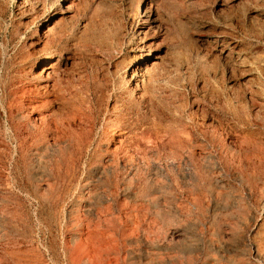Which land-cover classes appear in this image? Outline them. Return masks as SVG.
Wrapping results in <instances>:
<instances>
[{
	"label": "rangeland",
	"instance_id": "obj_1",
	"mask_svg": "<svg viewBox=\"0 0 264 264\" xmlns=\"http://www.w3.org/2000/svg\"><path fill=\"white\" fill-rule=\"evenodd\" d=\"M0 264H264V0H0Z\"/></svg>",
	"mask_w": 264,
	"mask_h": 264
},
{
	"label": "bare ground",
	"instance_id": "obj_2",
	"mask_svg": "<svg viewBox=\"0 0 264 264\" xmlns=\"http://www.w3.org/2000/svg\"><path fill=\"white\" fill-rule=\"evenodd\" d=\"M72 6V5H71ZM69 8V6H67V9ZM72 8V7H71ZM70 9V8H69ZM51 15V14H50ZM155 18V17H154ZM150 19V18H148ZM149 21V20H148ZM56 25H51L48 29V31L46 32V36L49 38H51V41L52 42H55L56 40H61L62 37L61 36H58L56 35ZM45 33V32H44ZM49 38V39H50ZM50 41V42H51ZM62 42V40H61ZM55 44V43H54ZM63 47V46H62ZM62 47H59L58 48V57L56 59V61H51L49 62V57H47V63L38 71V74L36 76L38 82H44L45 84L42 86V87H45V88H56L57 86V80L59 79V74H60V68L59 67V63L61 62V56H62V51H63V48ZM45 48V47H44ZM144 54L140 55L139 57V69L140 71H143L144 72H151L150 68H148V66L146 64H144ZM25 63V62H24ZM62 64V63H61ZM73 65V64H72ZM156 65V63H155ZM151 74V73H150ZM81 75V74H80ZM136 70L133 69L132 70V74L131 76L129 77L128 74L126 73L124 77H126L128 83H130L129 85L133 86V81L136 80L137 81V84L136 86L138 85V80L136 79ZM143 75V74H141ZM76 78V77H75ZM143 78V77H142ZM142 82L144 83V79H141ZM131 88H135L134 87H131ZM92 90V89H91ZM112 94V93H111ZM75 95V94H74ZM31 98V97H30ZM64 98V97H63ZM3 107V106H2ZM262 107V105H261ZM120 109V108H119ZM202 110V109H201ZM160 111V110H159ZM255 113V112H254ZM42 114V113H41ZM204 114V113H203ZM203 117V116H202ZM261 118V117H260ZM35 120L39 121L40 124H45V121L44 123L42 122V119L39 118V117H35ZM50 120V119H49ZM82 120V119H81ZM91 121V120H90ZM257 121V120H256ZM183 123V122H182ZM211 124V123H210ZM86 125V124H85ZM246 125V124H245ZM234 126V125H233ZM149 129V128H148ZM199 132V131H198ZM236 132V131H235ZM181 137V136H180ZM182 139V138H181ZM180 139V140H181ZM237 139V138H236ZM232 141V140H231ZM172 142V141H171ZM232 143V142H231ZM186 144V143H185ZM158 145V144H157ZM178 145V144H177ZM122 146V145H121ZM165 146V145H164ZM157 147V146H156ZM187 147V146H186ZM186 147H183L184 149H180V147L177 148V151L175 152H172L168 158H167V161L170 166L172 165H177L179 162H181L182 160H184V156H185V152H186ZM164 149V148H163ZM150 150V149H149ZM148 150V151H149ZM165 150V149H164ZM169 150V149H168ZM179 151V152H178ZM171 152V151H170ZM169 152V153H170ZM160 154V153H159ZM203 154V153H202ZM139 157V156H138ZM142 157V156H141ZM151 157V156H149ZM163 157V156H162ZM152 158V157H151ZM180 164V163H179ZM188 169V168H187ZM187 175H190V173H188ZM122 219V218H121ZM250 230V229H249ZM92 250V249H91Z\"/></svg>",
	"mask_w": 264,
	"mask_h": 264
}]
</instances>
